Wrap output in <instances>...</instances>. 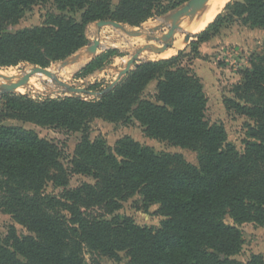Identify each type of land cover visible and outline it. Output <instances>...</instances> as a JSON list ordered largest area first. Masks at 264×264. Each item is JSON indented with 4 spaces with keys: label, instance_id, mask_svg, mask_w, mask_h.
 <instances>
[{
    "label": "trees",
    "instance_id": "trees-1",
    "mask_svg": "<svg viewBox=\"0 0 264 264\" xmlns=\"http://www.w3.org/2000/svg\"><path fill=\"white\" fill-rule=\"evenodd\" d=\"M53 1L41 26L7 31L24 12L38 3ZM165 0H0V67L30 63L48 67L88 44V23L110 19L140 26ZM187 0H178L175 6ZM82 10V20L74 13ZM264 27V0H231L205 30L192 41L199 43L220 31L228 20ZM178 55L147 61L134 67L96 101L80 97L34 99L4 93L1 117H15L43 126L83 131L72 172L92 175L94 184L66 188L62 196L44 192L48 182L67 186V170L58 146L34 130L0 127V210L11 214L32 234L20 236L12 226L8 237L0 233V264H103L100 257L126 264H264L253 254L238 260L245 242L238 225L252 222L264 227V52L250 57V67L235 84L229 107L250 118L243 151L228 142L221 123L206 118L208 98L201 78L180 65ZM103 53L82 72L103 67ZM89 71V72H90ZM158 79L157 102L142 99L149 83ZM138 120L147 134L199 154V165L178 153H156L132 137L115 147L104 139L91 141L90 121ZM55 172V173H54ZM146 206L159 204L166 218L160 226H142L130 216L115 214L134 194ZM107 215H112L107 218ZM229 215L234 221H225Z\"/></svg>",
    "mask_w": 264,
    "mask_h": 264
},
{
    "label": "rangeland",
    "instance_id": "rangeland-1",
    "mask_svg": "<svg viewBox=\"0 0 264 264\" xmlns=\"http://www.w3.org/2000/svg\"><path fill=\"white\" fill-rule=\"evenodd\" d=\"M118 1L113 0V4L116 5ZM177 1L165 0L164 5L169 9L165 12L161 8L157 9L155 15L140 26L124 23L121 28H116L112 25L99 27L96 21L88 23L86 27L88 44L84 46L85 48L79 49L74 53L75 55H71V58L53 61L47 67L60 82L55 78L47 77L46 80L40 82V84L42 83L41 87H31L30 84L24 91L20 92L17 89L12 91L11 94H23L38 100L48 97H80L84 100L96 101L101 98L103 91L117 80L120 71L124 69L128 61L138 52H140V55L137 61L143 63L168 59L178 55L183 50L185 55L180 57V65L190 67L201 78L204 85V91L208 98L206 109L207 120L211 124H223L228 134V142L234 144L239 151H243L246 141L249 140L247 135L248 125H253L254 123L250 118L238 114L234 108L229 107L226 99L234 97L233 88L235 84L241 81L243 70L250 67L249 60L251 55L255 52H264V27L244 25L238 18L231 21L228 20L219 32L213 33L210 38L200 41L198 51L195 54L191 52V43L198 40L196 35L201 33V31L189 33L180 28L176 34L182 37L186 44L184 43L174 52L166 54L167 57L165 55L160 56L151 49H144L146 46H151L150 42L160 37V35H162L163 45L173 43L172 40H176L175 37L174 39L165 41L164 35L172 25V21H170L172 13L184 6L188 0L175 6L174 3ZM223 8L218 14H223ZM51 12L59 13L53 1L35 4L31 8H28L17 22L10 21L11 24L6 30L15 32L24 28L41 26ZM82 14L83 11L80 10L73 15L77 20L81 21ZM186 20L189 21V19ZM162 24H165L166 27L161 30L152 31V29ZM188 34L192 35L189 40L187 39ZM96 39H99L100 42L103 41L104 46L99 47L96 56H91L89 55L90 47ZM84 52L87 53V60L78 59L73 62L76 57L83 55ZM103 53H107L103 67L89 70L90 72L87 71L84 74L82 68ZM81 60L83 61L79 65L74 66ZM26 67L32 69L35 65L21 63L12 67H0V70L17 71L16 73H18ZM2 82H0V92L5 85L16 83L17 81L6 80ZM64 84L82 88L84 92H71ZM157 84L158 79L152 80L143 92L142 99L157 102ZM4 103L5 100L0 98V127L17 126L27 130H34L41 138L54 142L60 150V161L68 173L66 176L68 184L67 186H58L53 181H50L44 189L46 194L60 197L66 188L79 187L85 182L92 184L96 182V179L92 175L72 172V162L77 146L84 136L83 131H68L59 126L38 125L15 117L2 118V113H5ZM88 134L91 141L104 139L109 147H115L118 140L130 136L140 144L151 147L158 154L164 152L178 153L183 155L191 164L199 165V154L197 152L149 136L145 127L133 118L122 122H110L96 118L89 122ZM159 207L160 205L156 203L146 206L143 196L136 193L124 201L122 208L115 214L130 216L137 224L142 226H160L166 217L159 213ZM106 217L111 218L112 215H107ZM225 221L229 224L234 223L229 215H226ZM12 226L17 229V233L20 236L32 234L25 226L19 224L11 214L0 210V233L3 238L8 237ZM238 227L244 235L245 242L236 258L246 263L251 259L253 254H258L264 259V227L252 222L239 224ZM84 257L86 264H91L90 253L85 252ZM100 260L103 264H126L128 258L125 253H122L120 260L105 256L100 257Z\"/></svg>",
    "mask_w": 264,
    "mask_h": 264
},
{
    "label": "water",
    "instance_id": "water-1",
    "mask_svg": "<svg viewBox=\"0 0 264 264\" xmlns=\"http://www.w3.org/2000/svg\"><path fill=\"white\" fill-rule=\"evenodd\" d=\"M209 1L210 0H188L184 6H182L180 9L174 11L172 13V16H171L172 17V25L170 26L169 31L164 35V40L168 41L170 39H174V34L180 29V23L186 19H189L190 21H192L196 17V15L198 14V12L202 8H204ZM96 22H97V26H99V27H103L106 25H112L113 27L121 28L124 24L122 22H118V21H114V20H110V19L98 20ZM165 27H166L165 24H162V25L152 29V31L161 30ZM191 37H192V35H190V34L187 35L188 40ZM100 44H101L100 40L96 39L90 47L89 55L96 56L98 49L100 47ZM171 45H172V43H166L164 45L163 49H167ZM147 48H150L154 53H160L163 50L161 48H156V47H152V46L144 47V49H147ZM139 53L140 52L135 54L134 57L128 61L127 65L124 67V69L120 71L117 80L115 82H113L110 85V87H108L107 89H112L125 75H127L134 67H137L140 64L137 61V59L140 55ZM68 59H69V57H68ZM36 72H43L48 77H53V78L57 79V81L60 82V80L56 76H54L52 74V72L47 67L35 65V67H33L29 73L25 74L16 83H10V84L5 85L2 89V91L0 92V97L4 93H12V91L17 90L19 87L23 86L30 79V77L33 74H35ZM64 85L67 86L68 90L71 92H76V93L84 92V89H82V88H76V87L68 86L66 84H64Z\"/></svg>",
    "mask_w": 264,
    "mask_h": 264
},
{
    "label": "bare ground",
    "instance_id": "bare-ground-1",
    "mask_svg": "<svg viewBox=\"0 0 264 264\" xmlns=\"http://www.w3.org/2000/svg\"><path fill=\"white\" fill-rule=\"evenodd\" d=\"M228 1H230V0H210L206 4V6L204 8H202L198 12L196 17L192 21H190V20L189 21L188 20L182 21L181 24H180V28L183 29V31L189 32V33H197V32H200V31L204 30L214 20L216 15L219 13V11L223 8V6ZM170 21H172V19ZM159 22H160V20H159ZM165 22H168V21H165ZM161 37H162V35H160V37L155 38L154 40H152L150 42L151 46L163 49L164 45L162 44L163 41H162ZM175 37H176V40L175 41L172 40V42H173L172 45H171L172 47H168L167 49H163L160 53H158V55H160V56L165 55L166 56V54H170V53L174 52L176 49L180 48L182 46V44H184V43L186 44V42L182 39V37L178 36V34L175 33L174 34V38ZM102 42H101L100 48L104 46ZM147 49H150V48H147ZM86 55H87V53L84 52L83 55H80V56L76 57L73 60V62H75L78 59H86L87 58ZM82 61L83 60L79 61L74 66L79 65ZM69 68H70V66H69ZM30 71H31L30 67H26V68H24L23 71H20L18 73H16L17 71L16 72H14V71L11 72V71H2V70H0V82L6 81V80H8V81L9 80L18 81L19 79H21L25 74L29 73ZM47 77L48 76L45 73H43V72H36L35 74H33L30 77V79L23 86L18 88V91H20V92L24 91L26 88L29 87L30 84H31V87L32 86L33 87H39L42 84V83L40 84V82L46 80ZM50 78H53V77H50Z\"/></svg>",
    "mask_w": 264,
    "mask_h": 264
},
{
    "label": "crops",
    "instance_id": "crops-1",
    "mask_svg": "<svg viewBox=\"0 0 264 264\" xmlns=\"http://www.w3.org/2000/svg\"><path fill=\"white\" fill-rule=\"evenodd\" d=\"M228 2H229V1H228ZM228 2H227V3H228ZM227 3H226V4H227ZM226 4H225V5H226ZM225 5H224V6H225ZM84 48H85V47H84ZM80 50H81V49H80ZM73 55H75V54H73ZM73 55H72V56H73ZM69 58H71V56H70Z\"/></svg>",
    "mask_w": 264,
    "mask_h": 264
}]
</instances>
